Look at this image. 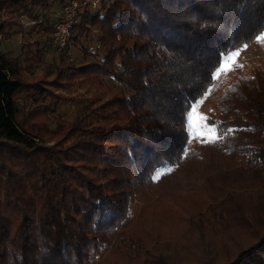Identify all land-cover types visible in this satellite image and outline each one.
<instances>
[{"label": "trees", "instance_id": "16d2710c", "mask_svg": "<svg viewBox=\"0 0 264 264\" xmlns=\"http://www.w3.org/2000/svg\"><path fill=\"white\" fill-rule=\"evenodd\" d=\"M69 1L0 0V38L22 16L49 37L51 2L62 23ZM80 2L70 36L93 62L26 82L18 57L41 62L36 41L21 35L17 57L0 52V264H98L125 241L131 200L169 182L202 183L207 205L177 240L129 244L137 264H264V63L215 99L213 142L192 144L186 124L221 58L264 31V0H99L94 11ZM91 28L102 55L82 48ZM94 77L119 88L60 126L52 114L63 98L47 86ZM18 98L32 105L23 117Z\"/></svg>", "mask_w": 264, "mask_h": 264}, {"label": "rangeland", "instance_id": "374dc122", "mask_svg": "<svg viewBox=\"0 0 264 264\" xmlns=\"http://www.w3.org/2000/svg\"><path fill=\"white\" fill-rule=\"evenodd\" d=\"M80 1L70 0L69 4L63 7V22L69 23V30L62 34L61 38L57 37L59 41H62V47L58 45V41L56 44L54 43L52 34L49 37H40L41 31L37 32L33 23L24 16L20 17L18 25L10 30L7 40L0 38V52L8 57H17L20 54V45L23 42L21 35H29L30 39L36 41V46L42 49L43 54L39 63L26 62V60H23V54L18 57L20 66L24 69L26 76L24 80L26 82L42 81L45 78L52 79L55 68H61L66 65L79 67L94 61V58L90 54L85 55L86 53L79 46H73L70 36V27L76 22V15L84 4ZM84 2L88 4L90 11H94L98 7L99 0H84ZM51 3L50 13L54 15L50 17L48 26L54 27L59 24L58 18H61L62 7L58 3ZM6 13L7 10L2 12V17H6L8 15ZM68 14H70V18L66 19ZM98 34L99 31L96 28H91L90 34L86 38L81 39V44L82 48H86L91 52L96 51L98 55H102L103 49H97L96 47L95 39ZM238 50L239 55L235 59V66L232 67L231 71L224 70L225 63H232L228 61V56L231 53L221 58L218 68L213 73L214 84L208 90L207 95L202 97L199 102L197 117L212 118L215 99L222 89L235 77L248 72L251 66L264 63V41L258 42L257 39H254L251 43L242 46ZM45 74L49 75L48 78L44 77ZM72 82L74 83L73 86L65 90L47 86L50 91L59 94L63 98L54 109L55 112L52 116L57 118L58 124L64 128L69 126L76 112L83 105H87L89 102H94V105H96L98 98H101V102L106 101L109 97L105 91L106 88L110 90L119 88L111 79L102 77H94L90 82L84 81L82 78ZM16 104L21 117L32 107L29 102L21 98L17 99ZM45 126L51 130L52 134L56 133V128L53 124L45 123ZM210 137L214 139L215 135L206 126L205 120H195L194 135L190 136V142L192 144L202 143ZM49 144H52V142L46 143V145ZM169 183L173 186L170 189H163V191L161 189L157 190L156 187H151L146 195V201L131 200L129 215L132 216V219L122 236L125 241L116 239V248L103 251L98 264H137L132 259L133 251L129 248L131 247L129 244L137 242L145 248H149L155 242L175 241L186 231L189 219L195 218V216L204 211L207 199L206 189L202 183L201 185L195 184L186 187H174L173 183Z\"/></svg>", "mask_w": 264, "mask_h": 264}, {"label": "snow or ice", "instance_id": "6c2138e0", "mask_svg": "<svg viewBox=\"0 0 264 264\" xmlns=\"http://www.w3.org/2000/svg\"><path fill=\"white\" fill-rule=\"evenodd\" d=\"M257 41H264V31H262L260 33L259 36L256 37ZM239 55V50L234 51L233 53H231V55L228 56V61H231V64L225 63L224 65V70L225 71H231L232 67L235 66V59L238 57ZM199 107V103L196 101H193V106L191 107L190 112L186 111V124L188 129L190 130V136L194 135V121L195 120H200V121H204L206 120L205 117H197V109ZM203 126V125H201ZM206 143H211L213 142V138H209L208 140L205 141ZM154 182L159 180V176H154L153 177Z\"/></svg>", "mask_w": 264, "mask_h": 264}, {"label": "built area", "instance_id": "2783aa9c", "mask_svg": "<svg viewBox=\"0 0 264 264\" xmlns=\"http://www.w3.org/2000/svg\"><path fill=\"white\" fill-rule=\"evenodd\" d=\"M69 15L70 14H68V16L66 17V19H69L70 18ZM68 24L69 23L62 22V23H59L56 26H54V30H53V33H52V37H54V43L56 44V42L58 41V45L60 47L63 46V43H62V41H59L57 39V37H60L61 38L62 34L66 33L69 30V25Z\"/></svg>", "mask_w": 264, "mask_h": 264}]
</instances>
